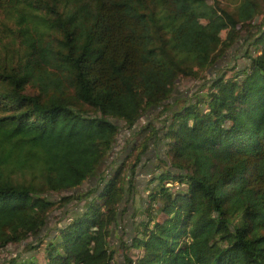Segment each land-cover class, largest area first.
<instances>
[{"label": "trees", "instance_id": "obj_1", "mask_svg": "<svg viewBox=\"0 0 264 264\" xmlns=\"http://www.w3.org/2000/svg\"><path fill=\"white\" fill-rule=\"evenodd\" d=\"M9 247L0 264H264V0H0Z\"/></svg>", "mask_w": 264, "mask_h": 264}, {"label": "rangeland", "instance_id": "obj_2", "mask_svg": "<svg viewBox=\"0 0 264 264\" xmlns=\"http://www.w3.org/2000/svg\"><path fill=\"white\" fill-rule=\"evenodd\" d=\"M234 1L235 0H221V2H222V4H223V6H225L226 8H232L233 7V5H234ZM237 62L239 63L240 62V59H237ZM194 82H192V81H186V80H184V81H181L180 82V84H179V93L180 92H185L186 90H192L193 89V87H194ZM141 123H143V122H141ZM141 123H139L138 124V126L141 124ZM123 137H124V135H122L119 139H118V143H117V147H116V149H115V151H114V154H116V152H118L119 150H120V148H121V146L123 145ZM143 172H146L145 170L143 171ZM142 172V173H143ZM142 176H144V175H142ZM118 231V230H117ZM123 230H121V228H120V230H119V232H120V234H121V232H122ZM122 235V234H121ZM20 250H21V248L20 247H9V248H7L5 251H3L2 252V254L0 255V260H2V259H7L8 257H7V255L8 254H18L19 252H20ZM116 253H117V255H115V262H117V263H120V257H118L119 256V253L116 251Z\"/></svg>", "mask_w": 264, "mask_h": 264}]
</instances>
